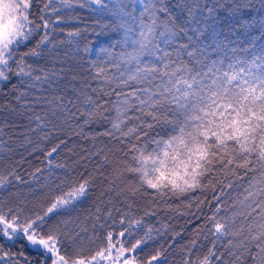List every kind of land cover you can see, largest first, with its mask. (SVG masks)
Here are the masks:
<instances>
[{"label":"snow or ice","instance_id":"snow-or-ice-1","mask_svg":"<svg viewBox=\"0 0 264 264\" xmlns=\"http://www.w3.org/2000/svg\"><path fill=\"white\" fill-rule=\"evenodd\" d=\"M39 2L42 7L36 17L33 8L37 0H0V82H7L15 69V75L22 81L31 80L33 87L37 82L51 83L55 73L41 70V75L33 76L35 69L26 58L53 53L64 43L80 51L81 30L68 32L66 41L56 39L64 21L58 14L61 9L87 6L107 16L122 33L116 44L100 48L102 67L92 62V78L107 91L92 88L86 81L78 92L73 90L75 101L64 96L52 101L43 98L50 114L55 118L59 112L66 119L83 115L88 123L101 117L107 103L93 100L89 93L114 95L116 116L104 135L127 151L106 178L109 190L118 196L124 193L133 201L138 195H151L161 202L210 190L213 195L206 206L212 208L214 202L215 207L206 221L211 225L207 231L214 237L212 246L201 258L194 252L197 245L193 241L182 264H264V46L257 48L248 41L250 48L232 47L239 42L237 24L247 30L249 23L221 21L215 15L218 4L209 6V0H183L177 4V15L166 0H60L59 7L56 0ZM250 6L251 0H237L231 14L236 16ZM259 8L264 9V0H259ZM38 33L42 34L35 46L21 54L20 49ZM89 51L85 44L83 52ZM109 65L114 71H109ZM40 100L38 97L37 102ZM81 104L88 110L81 112ZM35 119L40 132L51 123H42L40 116ZM131 122L135 123L129 126ZM161 122L167 125L162 135L157 133L161 138L150 136ZM59 147L46 154L50 174L58 169L67 173L66 165L53 163ZM104 162L109 163L107 155ZM127 174H134L137 182L118 187L117 182H123ZM10 175L24 183L14 170ZM10 183L0 175V188ZM89 186L90 179L66 174L46 182V206L0 199V240L4 241L0 264H31L22 252L5 251V245L17 241L39 254L36 264H137L136 250L152 239L154 231L149 227L140 239L129 243L133 225L144 227L141 220L125 213L119 221L123 230L109 231L99 225L102 235H95L94 226L92 236L81 237L80 230L65 232L69 222L61 228L54 219L60 210L84 197ZM192 201H198V208L205 205V199L191 197L186 207H191ZM127 207L131 209L132 204ZM84 239L93 246L87 256L81 252ZM218 242L223 252L217 251ZM160 256L157 252L143 264H159Z\"/></svg>","mask_w":264,"mask_h":264},{"label":"trees","instance_id":"trees-1","mask_svg":"<svg viewBox=\"0 0 264 264\" xmlns=\"http://www.w3.org/2000/svg\"><path fill=\"white\" fill-rule=\"evenodd\" d=\"M182 2L183 0H166L173 15L179 14L180 9L177 4ZM236 2L237 0H209V6L212 3L218 4L215 15L221 21L225 23L247 22L250 25L245 30L237 24L239 42L232 47L250 48L251 45L248 41H252L257 48L264 46V27H262L264 9L259 8V0H251L253 6L241 9L239 14L232 16L231 8ZM59 3L60 0H56L57 7H59ZM41 7L42 3L37 0L33 8L36 17L39 16ZM58 14L64 16V21L57 29L56 39L66 41L68 32L79 29L81 30V35L78 38L80 51H77L75 45L64 43L59 45L53 53L45 52L42 57L26 58V62L35 69L33 76L41 75L42 71L54 72L55 78L51 83L37 82L33 87L31 80L22 81L15 75V69L7 82H0V175H4L11 181L10 184L0 188V199L5 202L25 200L31 201L37 206H46L49 199L45 187L46 182L54 181L55 178L62 179L66 174L75 179L88 178L90 186L87 194L79 198L73 206L60 210V216L54 218L60 222L61 228H64V222H69L68 227L64 229L66 233L74 234L76 230H80L81 237H90L93 235V227L96 226L95 235L100 236L102 231L99 225H105L109 231L119 232L123 230L119 221L125 218V213H128V218L139 219L144 226L133 225L132 239L129 243H135L136 239H140L147 228L150 227L154 230L152 239L147 243H142L136 250L139 253L137 264H143L157 252L161 253L159 264H182L184 254L191 249L193 241L197 245L194 250L195 254L202 258L207 254L214 239L213 235L207 231L211 225L206 221V217L212 214V209L215 207L214 202L212 208L206 206L213 195L210 190L203 192L197 190L188 196L173 197L165 202H161L158 197L151 195H138L133 201L124 193L118 196L116 192L109 190L106 178L112 171L115 162L123 159V152L127 151L123 144L111 136L104 135L111 129L112 121L116 116V112L112 108V104L116 100L114 95L89 93L93 100L107 103L103 104L101 117L88 123H85L83 115H79L75 119H66L59 112L55 118L50 114L49 106L43 98L52 101L54 97L64 96L75 101L76 96L73 90L78 92L86 81L91 84L92 88L103 87L104 91H107V88L98 80L92 78V74L95 72L92 62H96L98 67H102L103 64L98 60V58L103 59L100 48L116 44L122 35L115 28L111 19L92 12L87 6L61 9ZM37 22L39 21L37 20ZM61 28L63 31H60ZM41 34L34 35L27 47L20 49V53L23 54L34 47ZM232 39L235 40L236 36H233ZM85 44L90 49L87 54L83 52ZM115 51H119V48H116ZM240 55L245 58L244 53ZM211 58L215 59L216 55L213 53ZM184 59L187 60V57ZM109 71H114L111 65H109ZM38 97L41 98L40 102H37ZM80 108L81 112L88 110V106L83 104L80 105ZM37 116L42 118V123L51 121L44 132L37 129L35 119ZM172 118V116L168 117V119ZM148 122L152 123L150 119ZM134 123H129V126ZM166 127L167 125L163 122L157 124L150 131V136L160 139L161 136H157V133L162 135ZM46 133L47 138H45ZM128 140H131V137ZM56 145L60 147L57 153L53 154L55 157L53 163L66 165L67 173L64 169L49 173L46 154ZM100 150L103 151L100 152V155H96ZM105 155L108 156V164L104 162ZM95 168L107 174L105 181L99 182L100 175L97 174ZM37 169H41V171L37 172ZM13 170L16 175L22 178L23 184L10 175ZM128 182L136 183L137 177L134 174H127L123 182H117L118 187L122 188ZM152 191L148 190L149 193ZM191 197L205 199V205L198 208V201H192L191 207H186ZM127 204H132L131 209L127 207ZM109 212H111V217L108 216ZM145 212L149 214L145 215ZM97 217H99L98 221ZM3 243L4 241L0 240V244ZM92 247L88 244L87 239H84L82 254L89 255ZM5 251L22 252L29 258L31 264H36V261L40 259L39 254L28 248L23 241L5 245ZM217 251H224L219 242ZM225 259L228 257L226 256ZM153 264H157V262H153Z\"/></svg>","mask_w":264,"mask_h":264},{"label":"rangeland","instance_id":"rangeland-1","mask_svg":"<svg viewBox=\"0 0 264 264\" xmlns=\"http://www.w3.org/2000/svg\"><path fill=\"white\" fill-rule=\"evenodd\" d=\"M95 169H97V168H95ZM97 174H99L100 175V177H99V182L101 183V182H103V181H105V178H106V176H107V174L106 173H103V172H101V171H98V169H97ZM96 175V174H95Z\"/></svg>","mask_w":264,"mask_h":264}]
</instances>
